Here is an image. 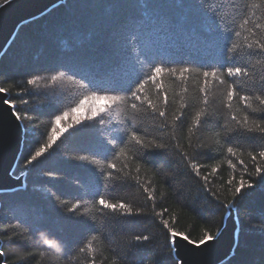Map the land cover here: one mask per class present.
<instances>
[{"label": "trees", "instance_id": "trees-1", "mask_svg": "<svg viewBox=\"0 0 264 264\" xmlns=\"http://www.w3.org/2000/svg\"><path fill=\"white\" fill-rule=\"evenodd\" d=\"M10 0H0V6ZM23 130L5 264H178L238 229L264 264V0H65L0 56Z\"/></svg>", "mask_w": 264, "mask_h": 264}, {"label": "water", "instance_id": "water-1", "mask_svg": "<svg viewBox=\"0 0 264 264\" xmlns=\"http://www.w3.org/2000/svg\"><path fill=\"white\" fill-rule=\"evenodd\" d=\"M65 0H10L0 6V56L9 45L17 29ZM23 130L7 94L0 89V194L22 187V177L12 174L19 157ZM238 224L231 208L223 228L214 239L194 244L186 238L173 235L171 245L178 264H221L228 259L236 245ZM0 264H5L1 252Z\"/></svg>", "mask_w": 264, "mask_h": 264}]
</instances>
